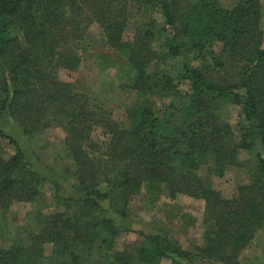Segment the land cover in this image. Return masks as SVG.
<instances>
[{
  "label": "trees",
  "instance_id": "obj_1",
  "mask_svg": "<svg viewBox=\"0 0 264 264\" xmlns=\"http://www.w3.org/2000/svg\"><path fill=\"white\" fill-rule=\"evenodd\" d=\"M137 14L145 18L125 40ZM260 18V0L229 8L219 0H0V140L13 147L8 156L0 149V213L14 202L36 206L24 216L25 241L0 246V264H239L255 230L264 229ZM92 25L109 51L99 58L120 65L124 87L139 97L124 125L58 77L59 67L78 66ZM227 103L243 117L237 131L220 112ZM6 117L24 136L60 127L70 175L38 171L3 129ZM96 128L105 142L92 139ZM242 150L256 151L249 182L231 195L198 174L206 159L218 178L241 167ZM68 177L74 183L64 188ZM45 183L53 189L50 212L40 210ZM138 194L145 212L161 198L202 199L203 244L185 250L159 229L135 231L115 248L132 230L125 207ZM5 228L0 221V234Z\"/></svg>",
  "mask_w": 264,
  "mask_h": 264
},
{
  "label": "rangeland",
  "instance_id": "obj_2",
  "mask_svg": "<svg viewBox=\"0 0 264 264\" xmlns=\"http://www.w3.org/2000/svg\"><path fill=\"white\" fill-rule=\"evenodd\" d=\"M219 2L229 8L235 3V0H219ZM260 5V26L264 32V0H260ZM153 16L159 19L158 13L154 12ZM143 18L145 15L137 14L134 20L130 21L123 33L125 40L132 39L136 21ZM63 50L68 49L63 48ZM106 52L109 51L98 26H90L85 41L81 43L78 50L80 57L78 66L75 69L59 67L58 77L72 83L74 90L86 94L94 103L101 105L103 110L110 112L112 118L124 125L126 108L139 97L136 92L124 87L120 65L118 67L107 66L103 59L99 58L100 54ZM171 68V73L175 75L176 69ZM220 112L235 131H237V126L244 122L238 107L230 103H227ZM2 122L3 129L19 143L27 158L38 171L44 172L50 168L55 172L63 173L70 170L67 171V175H70L73 164L65 153L64 132L60 127L52 126L41 133L24 136L11 119L6 117ZM91 137L99 143L105 142L107 138L101 128H96ZM0 149L5 156L13 153V147L4 139L0 140ZM255 153V150H242L239 154L242 166L227 169L225 174L219 178L209 175V159H206L200 164L198 174L205 181H210L214 188L220 190L223 195L229 196L237 186L249 182ZM61 182L64 188H69L74 183V179L63 178ZM42 193L43 200L40 210L42 212L53 211L55 208L53 189L48 183L42 187ZM140 199L141 194H138L126 205L125 209L133 222L132 230L116 238L115 248L119 249L124 243L134 240L135 231L154 233L159 229L167 231V234L185 250H194L195 246L203 244L201 218L204 201L202 199H194L185 195H177L174 200L161 198L156 202L155 208L151 212L142 210ZM35 209L36 206L31 203L14 202L4 215L0 213V221L6 225L5 231L0 234L1 247H8L16 241H25L27 230L24 228V216L28 211H35ZM238 261L239 264H264V229L257 228L255 230L252 240L240 253ZM161 264H169V261L163 260ZM200 264L212 263L200 262Z\"/></svg>",
  "mask_w": 264,
  "mask_h": 264
}]
</instances>
